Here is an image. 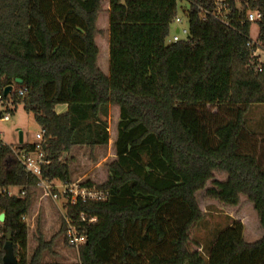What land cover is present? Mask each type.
Listing matches in <instances>:
<instances>
[{
	"label": "trees",
	"instance_id": "obj_1",
	"mask_svg": "<svg viewBox=\"0 0 264 264\" xmlns=\"http://www.w3.org/2000/svg\"><path fill=\"white\" fill-rule=\"evenodd\" d=\"M182 1L187 39L166 44ZM215 1L0 0V97L43 132L42 178L73 182L74 149L107 147L112 157L101 181H79L109 199L64 207L96 219L78 224L86 242L76 254L61 216L48 240L40 217L33 235L22 221L36 179L14 150L34 146L0 141V190H25L0 195V264L8 231L17 264H68L73 253L81 264H264V149L246 128L250 107L264 106V63L253 57L264 49V0H219L228 25L203 18ZM14 85L25 92L4 96ZM241 200L252 221L233 218L203 259L193 233L204 205L232 211Z\"/></svg>",
	"mask_w": 264,
	"mask_h": 264
},
{
	"label": "rangeland",
	"instance_id": "obj_2",
	"mask_svg": "<svg viewBox=\"0 0 264 264\" xmlns=\"http://www.w3.org/2000/svg\"><path fill=\"white\" fill-rule=\"evenodd\" d=\"M242 1L247 0H236L238 7ZM183 7H187V3L184 1L178 2L177 16L182 19V23L179 25L171 23L169 34L165 41L166 44H168L171 41L172 36L176 34L175 31L177 27L180 29L187 28V21L182 16ZM257 33L258 27L256 23H252L250 38L254 40ZM179 37L184 39L185 36L179 33ZM259 58L260 61L264 62V54L261 53ZM9 110H11L9 113L10 120L5 122L0 119V141L4 145L17 147L18 130H20L22 132L23 143H34L35 135L40 132V128L34 121L33 114L26 113L23 110L22 105H10ZM210 111L215 112L216 110L210 109ZM2 112L3 111L0 108L1 115L3 114ZM109 122L111 123V120H109ZM246 128L254 135L252 136V139H255L256 142L259 143V147L264 149V106L252 105L250 107L249 112L246 115ZM71 156H73L74 159V162L71 164L75 174V177L72 180L73 182L80 180L85 181L90 178L101 181L105 175L104 164L112 159L111 152L107 147L96 149L93 154H89V151L84 148L74 149ZM58 184H60L58 181H52V185L57 186L53 191L54 194L58 195L56 201H54L51 196H46L44 192L37 187L36 190L30 191L33 195V208L31 214L26 217L25 222L31 227V234L33 235L35 232L34 227L36 218L40 217V230L45 240H48L57 231L59 219L60 216L62 218L63 209L65 207V198L62 197V190L58 187ZM233 218L240 219L244 223L252 221V211L246 202L242 201L240 206L232 211L214 204L204 205L203 219L197 225L195 232L193 233V239L200 244L203 259H207V252L216 235L220 231L229 227ZM69 256V261L76 259L74 253L71 255L69 254ZM59 260V258L56 259V261Z\"/></svg>",
	"mask_w": 264,
	"mask_h": 264
},
{
	"label": "built area",
	"instance_id": "obj_3",
	"mask_svg": "<svg viewBox=\"0 0 264 264\" xmlns=\"http://www.w3.org/2000/svg\"><path fill=\"white\" fill-rule=\"evenodd\" d=\"M216 5V10L213 13H208L202 11L203 18L206 19L207 16H212L215 19L220 20L223 22L225 25H228L224 13H222V10L226 11L225 6L221 4L219 0L215 1ZM260 19V13L258 11H253L249 12L246 16L245 21L249 23H255L259 21ZM173 24L179 25L182 23V19L180 17H175L174 20L172 21ZM177 32L174 34L171 38V41L169 43H175L180 40H186L188 31L187 28H176ZM179 33L181 35H184V39H181L179 37ZM255 43V39L253 40ZM264 54V49L257 47L255 52L253 53V57L257 59L258 63H264L260 61L259 55ZM257 70L260 72L261 68L259 67V64H257ZM25 92L24 88L17 87V86H12L11 91L9 94H14L16 93L18 96H21ZM12 105V100L10 99V95H8V101H2L0 97V108L2 109V115L0 114V119L1 121H9L10 120V112L9 106ZM43 132L40 131L35 135V141L33 144L34 148L31 152L29 153H24L20 149L14 150V154L16 155L17 159L20 161L22 164L24 170L26 173H28L30 176L34 177L36 179L35 187L39 188L41 191L44 192L46 196H51V198L56 201L58 195L54 194V188L57 186L52 185V181L46 180L42 178V173H41V168L44 165H48L49 161L46 160L45 158V153L43 151ZM58 184V187L61 188V194L62 197L65 198V205L67 203V200L70 198L73 200V202H79L81 204H88V203H100L104 202L109 199V193L108 191L105 190H97V189H90V188H85L81 186L79 181L77 182H66V183H61ZM0 195H6L7 197H24L25 195V190L24 189H17V188H11V189H1L0 190ZM0 213L1 209H0ZM62 219L64 222V235H65V240L66 244L69 248L73 249L75 253L77 254L78 249L85 244L86 242V236L85 234L80 231L79 225L80 223H87V224H92L96 221L95 218H88L85 214L81 213L77 217V219H72L66 215L65 209H63L62 213ZM26 217H22V221H25ZM2 222H0V225ZM68 264H81L77 259H74L71 263Z\"/></svg>",
	"mask_w": 264,
	"mask_h": 264
},
{
	"label": "water",
	"instance_id": "obj_4",
	"mask_svg": "<svg viewBox=\"0 0 264 264\" xmlns=\"http://www.w3.org/2000/svg\"><path fill=\"white\" fill-rule=\"evenodd\" d=\"M175 32H177V30ZM16 83L21 84L22 81L16 80ZM10 91H11V87H6L4 89V96H7ZM22 143H23L22 132L20 130H18V145H21ZM4 219H5V214L0 213V222L3 223ZM3 251H4V254L2 256V264H17V260L15 258L14 253H13L10 231H8L6 234L5 243L3 246Z\"/></svg>",
	"mask_w": 264,
	"mask_h": 264
},
{
	"label": "crops",
	"instance_id": "obj_5",
	"mask_svg": "<svg viewBox=\"0 0 264 264\" xmlns=\"http://www.w3.org/2000/svg\"><path fill=\"white\" fill-rule=\"evenodd\" d=\"M66 111V107L65 106H57L55 109L56 113H64Z\"/></svg>",
	"mask_w": 264,
	"mask_h": 264
}]
</instances>
